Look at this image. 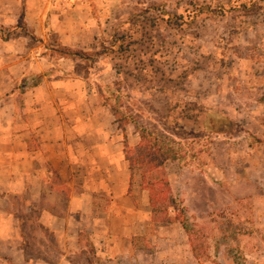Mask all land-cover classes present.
Returning a JSON list of instances; mask_svg holds the SVG:
<instances>
[{
	"label": "rangeland",
	"instance_id": "obj_1",
	"mask_svg": "<svg viewBox=\"0 0 264 264\" xmlns=\"http://www.w3.org/2000/svg\"><path fill=\"white\" fill-rule=\"evenodd\" d=\"M52 2L75 7V0ZM92 12L78 46L64 45L51 28L41 42L21 21L1 25L0 37L42 43L50 62L71 64L68 78L87 80L120 127L130 123L138 142L150 133L167 152L163 168L199 258L173 210L164 222L149 213L134 243L152 264H264V0H100ZM137 144L128 143L132 156ZM141 172L139 162L133 184L149 203ZM0 206L11 215L0 218V264H60L62 253L84 264L89 257L87 250L68 254L71 244L41 228L33 212L25 216L15 197Z\"/></svg>",
	"mask_w": 264,
	"mask_h": 264
},
{
	"label": "crops",
	"instance_id": "obj_2",
	"mask_svg": "<svg viewBox=\"0 0 264 264\" xmlns=\"http://www.w3.org/2000/svg\"><path fill=\"white\" fill-rule=\"evenodd\" d=\"M99 1L75 0L73 9L63 10L52 0H0V26L21 21L41 42L51 28L64 45L78 46L81 26L93 24ZM23 38L0 37V202L21 201L25 216L33 212L41 228L71 244L68 254L87 250L84 264H152L134 243L151 213L136 185L129 190L124 142L135 146L137 133L130 123L119 126L85 88L87 80L68 78L71 64L50 62L42 43L14 42ZM49 71L54 74L45 75ZM31 74L41 76L34 81ZM0 211V218H10ZM9 225L16 233V223ZM82 233L90 234L91 244ZM70 257L62 253L60 264L79 263Z\"/></svg>",
	"mask_w": 264,
	"mask_h": 264
},
{
	"label": "trees",
	"instance_id": "obj_3",
	"mask_svg": "<svg viewBox=\"0 0 264 264\" xmlns=\"http://www.w3.org/2000/svg\"><path fill=\"white\" fill-rule=\"evenodd\" d=\"M59 50L66 52L64 48ZM75 53L77 55L83 54V52ZM150 135V133L148 135L140 133V140L136 147V156H132L127 141L125 140L124 142L126 149L125 157L128 161L130 171L129 190H131L133 185L135 168L140 162L142 165L140 187L147 192L152 215L158 221H170L172 219L171 213L169 212L173 210L175 212V219L180 223L188 236L193 255L198 259V253L191 239V228L189 227L185 214L180 216L183 211L173 196L169 179L163 168L165 160L169 156H167L166 151L162 152L155 148V144L148 138Z\"/></svg>",
	"mask_w": 264,
	"mask_h": 264
},
{
	"label": "built area",
	"instance_id": "obj_4",
	"mask_svg": "<svg viewBox=\"0 0 264 264\" xmlns=\"http://www.w3.org/2000/svg\"><path fill=\"white\" fill-rule=\"evenodd\" d=\"M61 2H63V5L65 6H72L74 0H61Z\"/></svg>",
	"mask_w": 264,
	"mask_h": 264
}]
</instances>
